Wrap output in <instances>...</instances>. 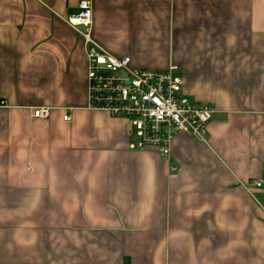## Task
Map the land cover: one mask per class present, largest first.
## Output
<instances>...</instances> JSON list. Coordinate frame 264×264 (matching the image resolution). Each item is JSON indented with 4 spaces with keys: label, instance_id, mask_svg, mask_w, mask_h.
<instances>
[{
    "label": "crops",
    "instance_id": "crops-1",
    "mask_svg": "<svg viewBox=\"0 0 264 264\" xmlns=\"http://www.w3.org/2000/svg\"><path fill=\"white\" fill-rule=\"evenodd\" d=\"M79 1L0 0V264H264V0H91L101 46L215 107L170 157L88 106Z\"/></svg>",
    "mask_w": 264,
    "mask_h": 264
},
{
    "label": "built area",
    "instance_id": "built-area-1",
    "mask_svg": "<svg viewBox=\"0 0 264 264\" xmlns=\"http://www.w3.org/2000/svg\"><path fill=\"white\" fill-rule=\"evenodd\" d=\"M91 0H80V10L69 16L73 25L84 24L88 59V106L111 115L126 117L132 149L155 146L170 157L172 141L179 131H187L200 140L208 138L207 125L215 107L209 102L190 98L184 91L179 65L167 68L138 67L130 54L115 55L91 36ZM33 114L48 117L50 106H37ZM70 119L69 113L64 114ZM176 168L175 164H172ZM263 179L256 181L260 186Z\"/></svg>",
    "mask_w": 264,
    "mask_h": 264
}]
</instances>
